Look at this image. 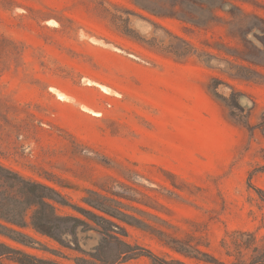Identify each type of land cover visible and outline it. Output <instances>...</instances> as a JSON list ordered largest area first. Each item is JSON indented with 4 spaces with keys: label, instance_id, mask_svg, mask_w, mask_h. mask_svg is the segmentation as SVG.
<instances>
[{
    "label": "rangeland",
    "instance_id": "obj_1",
    "mask_svg": "<svg viewBox=\"0 0 264 264\" xmlns=\"http://www.w3.org/2000/svg\"><path fill=\"white\" fill-rule=\"evenodd\" d=\"M0 163L61 218L56 239L1 221L15 250L123 249L93 213L163 260L235 262L264 237V0H0Z\"/></svg>",
    "mask_w": 264,
    "mask_h": 264
},
{
    "label": "trees",
    "instance_id": "obj_2",
    "mask_svg": "<svg viewBox=\"0 0 264 264\" xmlns=\"http://www.w3.org/2000/svg\"><path fill=\"white\" fill-rule=\"evenodd\" d=\"M45 191L53 190L44 184L25 179L0 163V229L7 228L1 221L19 227L30 225L37 232L56 239L52 232L59 229L58 221L61 218L57 215L56 208L51 203L56 200ZM97 209L100 210V208ZM30 210H32V215L29 217ZM101 211L111 215L105 210ZM92 215L98 219L96 231L102 235V243L106 245L117 243V245H122L124 248H118L114 254H110L105 258V249L101 245L100 253L90 255L94 261L89 263L88 260H84L85 262L89 264H98L96 262L118 264L138 256H146L151 259L152 264H185L180 260H163L149 250L140 246H132L122 238L129 237V234L118 223L104 215L93 213ZM29 218L30 222L28 221ZM119 230L124 232L120 233ZM72 231H74L73 228ZM231 247L234 249L235 254L231 253L230 255L236 257V261L231 264H264V237L258 241L254 233H240L232 240ZM176 251L182 253L179 250ZM245 254L249 255V262L242 260ZM4 255H19L22 257L19 261L23 264H60L40 260L0 243V258Z\"/></svg>",
    "mask_w": 264,
    "mask_h": 264
},
{
    "label": "bare ground",
    "instance_id": "obj_3",
    "mask_svg": "<svg viewBox=\"0 0 264 264\" xmlns=\"http://www.w3.org/2000/svg\"><path fill=\"white\" fill-rule=\"evenodd\" d=\"M103 88H104V90H106V91H108V89L106 88V87H104L103 86ZM64 95V94H63ZM59 96H61L62 97V95L59 93ZM65 96V95H64ZM86 109V108H85Z\"/></svg>",
    "mask_w": 264,
    "mask_h": 264
}]
</instances>
